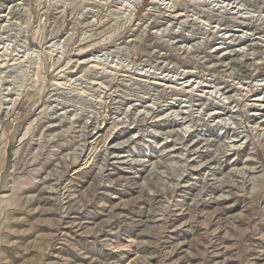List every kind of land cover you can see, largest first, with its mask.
Here are the masks:
<instances>
[{
  "label": "rangeland",
  "instance_id": "rangeland-1",
  "mask_svg": "<svg viewBox=\"0 0 264 264\" xmlns=\"http://www.w3.org/2000/svg\"><path fill=\"white\" fill-rule=\"evenodd\" d=\"M0 264H264V0H0Z\"/></svg>",
  "mask_w": 264,
  "mask_h": 264
}]
</instances>
